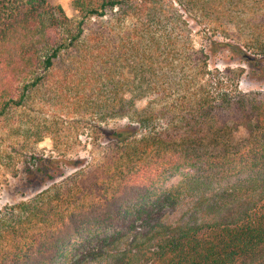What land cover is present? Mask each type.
<instances>
[{"label": "trees", "instance_id": "16d2710c", "mask_svg": "<svg viewBox=\"0 0 264 264\" xmlns=\"http://www.w3.org/2000/svg\"><path fill=\"white\" fill-rule=\"evenodd\" d=\"M167 4L73 0L72 18L50 0H0L4 133L40 138L17 111L45 90L48 101L86 104L100 150L2 207L0 264H264V89H239L242 67L208 73ZM131 17L132 27L120 25ZM255 39L226 45L262 75L264 40ZM114 118L130 123L98 126ZM48 160L31 155L25 172L52 178ZM96 227L107 232L89 247L81 239Z\"/></svg>", "mask_w": 264, "mask_h": 264}, {"label": "rangeland", "instance_id": "374dc122", "mask_svg": "<svg viewBox=\"0 0 264 264\" xmlns=\"http://www.w3.org/2000/svg\"><path fill=\"white\" fill-rule=\"evenodd\" d=\"M50 1L59 3L69 17H78L73 0ZM162 1L166 6L171 2L173 9L181 16L189 38L188 46L191 50L202 55L208 73L210 71L212 74L215 69H218L217 77H222V75L230 77L231 71H225L226 67L233 70L242 67L243 70L237 80L238 88L245 91L264 89V74L259 75L255 71L252 72L246 64L239 62V57L226 45L233 43L252 47L255 38L264 40V0ZM109 15L110 13L104 19H109ZM135 19L136 17H131L121 22L120 25L132 27ZM95 24V19L88 20L89 28ZM214 41L220 42L222 45H216ZM261 65L264 66V61ZM208 73L206 76L209 75ZM221 80L223 84H228L224 78ZM43 92L45 94L39 90L34 91L25 106L17 111L24 127H30L32 130L40 128L41 135L38 140H35L33 133L25 138L20 134L4 133V129L0 127V210L4 205L28 199L39 190L61 179L63 175L85 165L86 160L100 155L97 144L93 146L90 143V128L84 125L90 121V114H86L84 110L86 104H81L82 101L75 98L70 99L71 104L65 103V101H54V98L48 101L42 97V95L46 96L47 92L45 90ZM147 98L149 97L142 98L141 103H145ZM129 123L130 120L127 118H114L101 122L98 126L114 128ZM234 135L241 139L244 137L241 129L234 131ZM31 155L51 159L48 160L47 164L50 168L47 171L52 175V178L44 177L38 173L36 176L28 175L25 172L26 161L30 159ZM70 161L72 163H68ZM180 179V175L174 176L166 185L176 183ZM220 181L224 184V180ZM212 185L202 186L200 191H209L212 189ZM192 193L195 192L189 190L188 196L183 198L181 204L175 208H184L187 205L185 201L190 200ZM174 213L175 210L169 214L173 215ZM106 232V227H96L88 232L81 241L86 240L89 247L94 246ZM96 237L99 238L96 240Z\"/></svg>", "mask_w": 264, "mask_h": 264}]
</instances>
